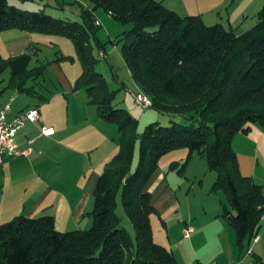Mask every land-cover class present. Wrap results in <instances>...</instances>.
<instances>
[{
	"label": "trees",
	"instance_id": "obj_1",
	"mask_svg": "<svg viewBox=\"0 0 264 264\" xmlns=\"http://www.w3.org/2000/svg\"><path fill=\"white\" fill-rule=\"evenodd\" d=\"M88 1L80 3L77 21L0 0V32L19 29L74 40L83 65L74 89L85 88L99 116L119 131V151L94 191L92 227L61 232L51 215L14 217L0 224V264H178L172 250L154 241L155 207L146 186L162 157L182 148L188 161L197 153L217 172L212 191H224L229 203L222 217L235 229L237 244L251 246L264 217V193L242 175L233 141L254 125L264 131V8L253 27L238 33L221 23L206 25L200 15L182 16L156 0ZM98 9L132 25L110 41L122 43L123 62L139 93L151 99L150 108L170 117V125L154 122L140 134L139 120L115 104L118 90L96 67L106 45L99 38ZM34 53L32 44L19 55L0 54V75L10 71L0 93L14 89L41 103L49 100L29 85L47 69L46 62L30 66ZM120 204L134 238L118 214Z\"/></svg>",
	"mask_w": 264,
	"mask_h": 264
},
{
	"label": "crops",
	"instance_id": "obj_2",
	"mask_svg": "<svg viewBox=\"0 0 264 264\" xmlns=\"http://www.w3.org/2000/svg\"><path fill=\"white\" fill-rule=\"evenodd\" d=\"M24 1L20 2L21 6L26 5ZM156 1L182 16L200 15L206 25L207 20L212 21L214 18L217 23H221L219 21L223 18V9L231 8V3L232 7L236 4L234 8H237V14H229L228 19L232 28L231 20L249 18L250 10H253L251 16L255 19L253 27L258 21V13L264 8V0ZM99 22L102 24L100 19ZM34 42L33 35L20 32L10 45L13 49L22 48L23 53ZM33 99L37 98L33 96ZM82 101L85 105L83 103L79 107L83 106L82 110L86 112H79V116L73 117L68 123L60 121L55 108L52 115L46 118L48 108L51 107L48 105L50 99L44 103L37 99V103L35 100L24 107H14V98L4 99L0 103L11 106L10 119L31 108H37L40 112L39 122L27 123L17 135L20 147L31 148L32 153L27 157H6L4 163L0 164V224L21 215H51L55 217L57 229L61 232L92 227L94 191L106 163L118 153L119 141L112 124L99 116L89 100ZM42 125L54 127L55 136L41 135ZM233 147L242 175L251 177L261 185L264 193V131L254 125L249 133H240L235 137ZM160 186L169 190L165 171L158 167L146 190L153 198L154 189ZM152 203L156 207L153 199ZM225 204L223 199H212L211 196L209 202L203 205L201 213L184 217L187 224L191 218L193 220L188 224V229L192 230L189 239H192L193 248L201 251L197 252L200 264L239 262L241 255L236 246L235 232L222 217ZM258 236L259 240L252 242L249 254H255L264 263V217ZM223 252L224 258L228 255L225 263L219 258ZM249 254L241 264H252Z\"/></svg>",
	"mask_w": 264,
	"mask_h": 264
},
{
	"label": "rangeland",
	"instance_id": "obj_3",
	"mask_svg": "<svg viewBox=\"0 0 264 264\" xmlns=\"http://www.w3.org/2000/svg\"><path fill=\"white\" fill-rule=\"evenodd\" d=\"M21 1L23 0H9V3L25 10L37 11L45 9L46 13L56 18L77 21L81 19L80 3L85 6L90 4L88 0H26L24 1L26 5L21 6ZM235 5L232 7L231 3V8L223 9V18L219 21L227 29L231 27L228 22L229 14H237V8H234ZM252 11H249V18L247 19L237 20L233 16L236 20L232 19L231 23L238 32H245L253 25L255 19L251 16ZM96 14L103 24L99 31V38L106 43L105 49H101L103 52L101 53L104 55H102L103 57H101L96 67L106 77L110 88L118 90L115 104L119 108L127 109L139 120L138 132L140 134L144 132L146 126L154 122L170 125L171 122L168 115L159 113L153 108L145 109L138 102L137 94L139 93V88L131 79L130 73L123 62L121 55L122 43L116 44L110 41L111 39L114 40L124 30L130 29L132 25H121L115 22L103 9H98ZM216 21V18L212 19V21L207 20V25L216 24ZM20 32L33 35V41H35V44H33L35 53L30 66L34 67L41 62L47 63L43 78L37 82L32 81L29 83V85H34L39 93L47 95L50 99L48 105L51 107L48 108L49 112L47 111L46 118L52 115L54 108L57 110L56 115L60 116L62 123H68L73 117L76 118V116H79V112L84 114L86 111H83V106L80 108L79 105L84 103L82 100H89V97L85 88L74 89L75 80L83 71V65L77 55L74 40L70 37L53 33H31L19 29L7 30L0 32V54L2 57L7 58L23 51L22 48L13 49L10 45ZM95 51L98 54L99 48H96ZM9 77V70L0 75V91L7 85ZM10 98L15 99L14 107H24L27 103H33L35 100L37 103V99H33V96L27 93H19L14 89H7L0 93V103L4 99ZM91 106L97 110L95 105L92 104ZM112 128L115 130L117 141H119L117 126L112 124ZM187 158L188 150L182 148L167 153L160 160L159 167L165 171L169 190L163 189V186L154 189L155 194L152 199L156 203V207L154 206L155 212L151 216V223L155 243L172 250L178 264H200L197 256V252L200 250L193 248L192 239H189L190 235L189 237L185 236V230L188 229V224H191L193 220L191 218L187 224L184 217L201 213L203 205L209 202L211 196L212 199H223L226 205L229 203L224 191H212V186L216 182L218 174L210 169L208 161L197 153L189 161ZM185 162L187 164L184 170L180 171ZM118 214L124 217V225L134 238L135 230L125 217L121 204L118 208ZM185 219L187 220V218ZM233 230L235 232L234 228ZM235 242L241 255L237 264H241L245 256L249 254L251 246L241 248L237 241ZM219 256L225 263L228 255L224 258L223 252ZM249 256L252 264H261L260 262L264 264L261 259L259 262L256 261L257 256L255 254H249Z\"/></svg>",
	"mask_w": 264,
	"mask_h": 264
},
{
	"label": "built area",
	"instance_id": "obj_4",
	"mask_svg": "<svg viewBox=\"0 0 264 264\" xmlns=\"http://www.w3.org/2000/svg\"><path fill=\"white\" fill-rule=\"evenodd\" d=\"M137 100L143 108L152 106L151 99L144 93H139ZM10 105H0V164H3L6 157H27L32 153L31 148L23 149L17 141V135L26 127L27 123H38L40 112L37 108L28 109L13 119H10ZM40 133L45 137H53L56 130L51 126H40ZM191 229L185 230V236L189 237ZM259 240L256 235L252 242Z\"/></svg>",
	"mask_w": 264,
	"mask_h": 264
}]
</instances>
